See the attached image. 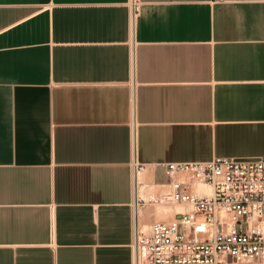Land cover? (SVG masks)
<instances>
[{
  "label": "crops",
  "instance_id": "0c3cea01",
  "mask_svg": "<svg viewBox=\"0 0 264 264\" xmlns=\"http://www.w3.org/2000/svg\"><path fill=\"white\" fill-rule=\"evenodd\" d=\"M262 156L264 0H0V264H133L164 164Z\"/></svg>",
  "mask_w": 264,
  "mask_h": 264
},
{
  "label": "built area",
  "instance_id": "2783aa9c",
  "mask_svg": "<svg viewBox=\"0 0 264 264\" xmlns=\"http://www.w3.org/2000/svg\"><path fill=\"white\" fill-rule=\"evenodd\" d=\"M142 168L135 165L134 182ZM164 168L169 189L148 200L183 209L146 230L137 222L133 264H264V156L169 162Z\"/></svg>",
  "mask_w": 264,
  "mask_h": 264
},
{
  "label": "bare ground",
  "instance_id": "6f19581e",
  "mask_svg": "<svg viewBox=\"0 0 264 264\" xmlns=\"http://www.w3.org/2000/svg\"><path fill=\"white\" fill-rule=\"evenodd\" d=\"M139 178H140V177H139ZM198 190H200L202 193H208V188H207L206 186H199V187H198ZM157 208H158V207H157ZM155 209H156V208H155ZM182 209H183V208H182L181 206H179V208H177L176 210H177V211H181ZM168 210H171V209H169V208L163 206V208L159 209V213H160L161 215H165V214L169 213ZM174 211H175V210H174ZM148 213H149V212H148ZM139 215H140L141 219H144V217L147 215V212L144 213V210L140 209V210H139ZM146 225H147L148 227L150 226L149 224H146Z\"/></svg>",
  "mask_w": 264,
  "mask_h": 264
},
{
  "label": "rangeland",
  "instance_id": "374dc122",
  "mask_svg": "<svg viewBox=\"0 0 264 264\" xmlns=\"http://www.w3.org/2000/svg\"><path fill=\"white\" fill-rule=\"evenodd\" d=\"M168 207H170V206H168ZM177 206H175V207H173V209H175ZM179 208V207H178ZM168 212H171L170 210H168ZM173 212V211H172ZM171 213H169V214H167V216L166 217H164V218H162V219H157V220H169L170 218H171ZM145 228H148V226L146 225V227Z\"/></svg>",
  "mask_w": 264,
  "mask_h": 264
}]
</instances>
